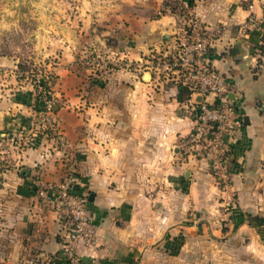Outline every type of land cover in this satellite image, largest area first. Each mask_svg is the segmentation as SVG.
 Wrapping results in <instances>:
<instances>
[{
	"label": "crops",
	"instance_id": "obj_1",
	"mask_svg": "<svg viewBox=\"0 0 264 264\" xmlns=\"http://www.w3.org/2000/svg\"><path fill=\"white\" fill-rule=\"evenodd\" d=\"M188 1L243 118L229 188L179 147L189 92L157 63L177 48L174 17L158 15L172 0H60L26 55H0V264H68L64 220L39 195L66 179L93 224L79 264H264V33L244 29L264 0Z\"/></svg>",
	"mask_w": 264,
	"mask_h": 264
},
{
	"label": "built area",
	"instance_id": "obj_2",
	"mask_svg": "<svg viewBox=\"0 0 264 264\" xmlns=\"http://www.w3.org/2000/svg\"><path fill=\"white\" fill-rule=\"evenodd\" d=\"M191 9L188 0H172L159 11V16L170 14L176 21L177 48L169 57L157 58V63L163 75L179 77L178 82L189 92L192 127L179 146L183 158L204 161L215 184L220 190H226L230 186L232 167L229 139L241 128L243 118L229 100L230 86L226 78L211 65V38L191 14ZM250 26L264 33V19L260 22L251 19L244 29ZM22 76L51 112L53 102L46 92L45 75L31 67ZM71 188L70 179H66L55 187H45L39 195L49 192L59 217L64 220L63 259L68 264H79L77 245L91 242L93 224L87 212V198L73 194Z\"/></svg>",
	"mask_w": 264,
	"mask_h": 264
},
{
	"label": "rangeland",
	"instance_id": "obj_3",
	"mask_svg": "<svg viewBox=\"0 0 264 264\" xmlns=\"http://www.w3.org/2000/svg\"><path fill=\"white\" fill-rule=\"evenodd\" d=\"M59 5L60 0H0V55H26L38 27L59 21Z\"/></svg>",
	"mask_w": 264,
	"mask_h": 264
},
{
	"label": "trees",
	"instance_id": "obj_4",
	"mask_svg": "<svg viewBox=\"0 0 264 264\" xmlns=\"http://www.w3.org/2000/svg\"><path fill=\"white\" fill-rule=\"evenodd\" d=\"M189 2H190V1H189ZM190 3H191V2H190ZM19 70H20V71H24L25 69H24V68H20V67H19Z\"/></svg>",
	"mask_w": 264,
	"mask_h": 264
}]
</instances>
